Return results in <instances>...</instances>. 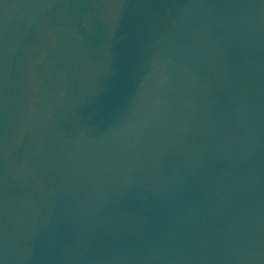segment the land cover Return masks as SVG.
<instances>
[{
  "label": "water",
  "instance_id": "95a60500",
  "mask_svg": "<svg viewBox=\"0 0 264 264\" xmlns=\"http://www.w3.org/2000/svg\"><path fill=\"white\" fill-rule=\"evenodd\" d=\"M0 264H264V0H0Z\"/></svg>",
  "mask_w": 264,
  "mask_h": 264
}]
</instances>
